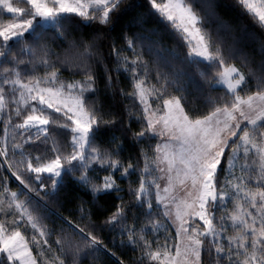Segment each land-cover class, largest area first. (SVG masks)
<instances>
[{
    "label": "snow or ice",
    "instance_id": "snow-or-ice-1",
    "mask_svg": "<svg viewBox=\"0 0 264 264\" xmlns=\"http://www.w3.org/2000/svg\"><path fill=\"white\" fill-rule=\"evenodd\" d=\"M238 3L264 26V0L259 6L256 0ZM125 4L126 0H26L30 7H21L0 0V9L14 17L0 24V168L23 186L11 191L8 176H0L4 214L0 264H66L68 257L71 264H79L81 255L110 251L95 234L93 223L81 226L63 216L59 226L46 223L47 199L58 194L68 175L90 188L94 198L116 193L120 203L104 225L126 236V243L141 252L139 264H203L202 253L214 256L216 264H264V75L256 76L251 69L246 73L229 62L239 59L244 64L248 57L239 55L234 38L229 42L230 28L215 18L213 0H148L147 13L176 41L174 58L181 57L180 47L188 49L181 63L194 67L207 85V112L186 110L191 94L183 82L187 75L183 69L162 71L159 56L156 67H150L143 52L137 51L146 37L125 33V46L110 41L109 55L115 58L113 70L123 69L133 84L132 92L121 89V94L139 101L142 109L137 116L141 128L131 136L135 143L149 146L141 148L143 168L139 160L125 167L115 158L121 150L117 137L110 141L115 144L111 150L98 145L102 131L117 121L106 118L102 107L85 94L97 90L93 62H103L98 41L109 40L123 15L137 6ZM144 19L137 17L136 23L142 27ZM76 25H96L94 32L102 35L69 42L62 56L50 41H66ZM148 48L152 50L150 43ZM260 50L264 53V41ZM125 51L131 59L123 55ZM63 71L82 78L66 81ZM253 78L257 90L247 94ZM112 79L109 74V87ZM218 85L226 87V94L212 97ZM197 93L199 98L204 89ZM57 127L65 130L63 140L52 130ZM94 164L110 170L102 183L89 175ZM117 171L121 177L139 173V186H129L131 207L120 196L123 190L114 179ZM130 212L133 221L137 213L143 215L139 229L128 222ZM80 213L81 221L89 216L83 205ZM170 226L176 229L174 237ZM161 229L163 243L158 236L148 238ZM229 229L232 235H227Z\"/></svg>",
    "mask_w": 264,
    "mask_h": 264
},
{
    "label": "trees",
    "instance_id": "trees-1",
    "mask_svg": "<svg viewBox=\"0 0 264 264\" xmlns=\"http://www.w3.org/2000/svg\"><path fill=\"white\" fill-rule=\"evenodd\" d=\"M158 2H160V0H158ZM213 3L215 5L213 9L215 18L228 25L230 28V34L227 37L229 42H232L234 38L235 46L239 49V55L248 57V62L244 64H242L239 59L229 62L241 67L246 73L251 69L256 76L264 75V71L261 69V64L264 62V53L260 50V42L264 41V26H261L258 18H254L252 13H248L246 9H243L242 6L239 5L238 0H213ZM128 4L137 6L123 15L116 24L114 30L109 34V40L106 41L101 39L98 41V49L99 52L103 54V62H93L97 90L95 93H86L85 95L89 102H96L102 107L106 118L114 117L117 121L116 124L106 126L102 131L97 141L98 145L111 150L115 147V144L110 143V141L113 136L117 137L116 144L121 145V150L119 156L115 158L119 159L125 167L130 161L135 164L136 161L139 160L140 167L143 168L144 160L140 155L141 148L144 147L147 149L149 146L147 143L144 145L135 143L131 136L132 132L139 131L141 128V122L137 119V116L142 114V109L139 105V101L134 102L131 97L121 94V89L125 93L132 92L133 84L128 73L123 69H121L119 73L113 70L115 68V58L109 55V42L116 41L117 47H123L125 46V41L123 39L125 33L129 36L140 33L146 37V40L144 47L142 49L138 48L137 51L143 52V59L149 63L150 67H156V61L159 56V63L162 71H173L174 68L183 69L187 73V75L183 77V82L187 87V93L191 94L188 96L190 104L186 105V110L188 107H195L200 112L206 113L208 109L205 107V103L209 93L207 91V85L195 68L181 63L183 54L186 53L188 49L186 47H180L178 51L181 53V57L179 59L174 58L173 48L176 47V41L167 29L156 22L155 18L147 16L150 8L148 0H126L125 6ZM140 16L145 18L142 27L140 24L136 23V18ZM11 18V15L0 10V24H5ZM216 26L215 24L213 25L214 28ZM95 27L96 25L87 27L76 25L69 29L66 41H50L51 46L56 52L63 56L64 51L69 47V42L75 41L79 43L81 40H91L95 35H102L101 33L94 32ZM51 35L52 33H49V36ZM149 43L152 45L151 51L148 48ZM123 55L129 56L131 59L130 52L125 51ZM105 65L107 67H105ZM201 70L204 69L202 68ZM109 74L113 77L112 87L108 86ZM39 75L42 76L43 72H40ZM61 78L70 82L73 79L80 80L82 77L80 75L73 76L70 72L63 71ZM200 88L204 89V94L198 98L197 89ZM256 90L257 84L255 79H250L247 94H251ZM226 91V88L218 85L217 90L211 92L210 95L212 97H220L225 95ZM241 94L245 95V93ZM52 130L57 133V139H64L62 135L65 131L64 129L57 127ZM11 134L12 130L9 128V136H11ZM2 138L3 124L0 123V140H2ZM67 139L70 140V136H68ZM156 142V138L150 141L151 148L154 149ZM240 163H243V161L241 160L237 163L238 175ZM92 169H95V171ZM92 169H89V175L93 177L95 183H102L103 177L108 175L110 171L109 169L101 168L100 165L97 164H94ZM5 175L8 176V186L11 191H17L23 188V186L11 176L10 172H6L4 168H0V176ZM79 175L80 173L77 172L76 176ZM114 179H116L123 190L120 196L123 197L124 203L131 207L134 203V199L129 194V186L131 185L134 188L139 186V173L131 172L129 176L121 177L120 171H117L114 174ZM31 195L39 200V197H35V193ZM43 195L44 192L42 191L41 196ZM20 199H23V197L21 196ZM47 203L49 212L44 213V215L48 217L46 223L50 226H59L62 224L63 222L60 219L61 216L73 219L76 223H80L81 226L93 223L96 226L94 230L95 234L108 246L110 251L102 250L94 257L81 255L79 257V264H120L121 261H123V264H139L141 252L134 246L126 243V236L122 238L117 232L111 231L108 226L104 225V221L116 211V206L120 203L116 193L98 194L94 198L90 188L81 187L76 182L74 176L68 175L65 177L64 185L59 189L58 194L55 197L48 198ZM81 205L89 210V216H85L83 221H81ZM4 207L7 208V205L5 204ZM229 209L231 210V204L229 205ZM3 215V213H0V217H3ZM137 217L138 219L133 221L130 212L128 222L130 224L135 223L136 227L139 229L143 226L144 217L140 213H137ZM154 219H161V217L156 216ZM163 219L166 223H169L166 218ZM65 227L67 226L65 225ZM169 232L174 237L175 232L172 226L169 227ZM30 233L31 230L29 229L26 236L30 235ZM232 234L231 229H229L227 235ZM164 235L165 232L161 229L159 233H153L149 235L148 238L154 239L158 236L160 242L163 243ZM122 239L125 241L123 246L121 244ZM53 246L55 247V245ZM153 250H155V245H153ZM111 253H115V255ZM33 254H35V248H33ZM202 261L203 264H216L214 256H209L207 253H202ZM66 264H71L70 257L67 258ZM145 264H148V262L145 261ZM153 264H156V262H153Z\"/></svg>",
    "mask_w": 264,
    "mask_h": 264
},
{
    "label": "rangeland",
    "instance_id": "rangeland-1",
    "mask_svg": "<svg viewBox=\"0 0 264 264\" xmlns=\"http://www.w3.org/2000/svg\"><path fill=\"white\" fill-rule=\"evenodd\" d=\"M10 2H12L13 3V5L14 6H21V7H24V6H27L26 5V0H10ZM256 3H257V6H259V3H260V0H256ZM27 7H30V6H27ZM0 10H2V11H4L5 13H7L5 10H3V9H0ZM9 15H11V19H13L14 17H13V14H10V13H8ZM8 22V21H7ZM6 22V23H7ZM220 86H223V85H220ZM224 88H226L225 86H223ZM167 219V218H166ZM169 223H171L170 221H169ZM173 228V230H174V232L176 231V229H175V227H172Z\"/></svg>",
    "mask_w": 264,
    "mask_h": 264
}]
</instances>
